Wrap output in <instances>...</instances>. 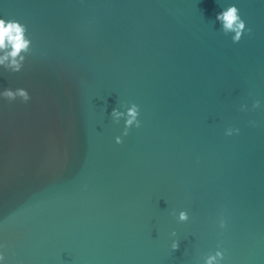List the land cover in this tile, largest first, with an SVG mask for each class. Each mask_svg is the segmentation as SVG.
<instances>
[{
  "label": "water",
  "instance_id": "water-1",
  "mask_svg": "<svg viewBox=\"0 0 264 264\" xmlns=\"http://www.w3.org/2000/svg\"><path fill=\"white\" fill-rule=\"evenodd\" d=\"M229 3L251 29L235 44L215 22ZM0 16L32 41L0 70L31 96L0 103L7 264H197L217 242L226 264H264V0H0ZM128 101L141 126L115 144Z\"/></svg>",
  "mask_w": 264,
  "mask_h": 264
},
{
  "label": "clouds",
  "instance_id": "clouds-1",
  "mask_svg": "<svg viewBox=\"0 0 264 264\" xmlns=\"http://www.w3.org/2000/svg\"><path fill=\"white\" fill-rule=\"evenodd\" d=\"M215 22L219 24V31L227 36L230 41L235 44L241 40L245 34H249L251 29L246 27L245 20L241 17L239 9L235 3H229L215 14ZM31 38L27 34L26 26L16 19L0 16V70L8 73H19L22 71L26 57L31 52ZM31 100L29 90L25 87H0V103L18 102L21 104L28 103ZM260 100L251 98L250 103L242 102L239 104L241 112H251L260 106ZM139 106L131 101L120 102L118 106L113 107L108 113V117L115 125H120L118 135L113 136V142L120 144L122 137L128 135L132 128H139L141 121ZM248 124L252 127L257 126V121L248 120ZM238 127L229 125L223 129L224 136H233L239 134ZM171 215L177 223L188 221L189 213L184 208L173 209ZM215 225L218 230L222 231L227 225V217L223 212L219 213L215 218ZM168 247L175 250L178 247L176 239V231L173 229L169 232ZM0 244V249H3ZM0 264H7L5 252L0 250ZM197 264H226V249L221 243L206 252L199 255Z\"/></svg>",
  "mask_w": 264,
  "mask_h": 264
}]
</instances>
